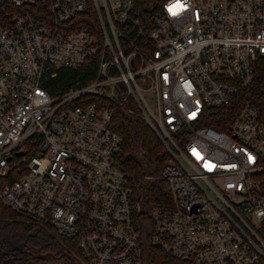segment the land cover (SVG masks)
<instances>
[{
  "label": "built area",
  "instance_id": "1",
  "mask_svg": "<svg viewBox=\"0 0 264 264\" xmlns=\"http://www.w3.org/2000/svg\"><path fill=\"white\" fill-rule=\"evenodd\" d=\"M61 68L89 82L52 95ZM116 107L167 152L147 177L171 194L150 244L191 264L264 263V0H164L149 18L139 0H0V207L87 264L144 262Z\"/></svg>",
  "mask_w": 264,
  "mask_h": 264
},
{
  "label": "trees",
  "instance_id": "2",
  "mask_svg": "<svg viewBox=\"0 0 264 264\" xmlns=\"http://www.w3.org/2000/svg\"><path fill=\"white\" fill-rule=\"evenodd\" d=\"M164 0H139L147 18ZM89 73L81 69L61 68L46 84L52 95L88 83ZM113 127L124 137L118 165L130 176L132 197L142 207L138 224L143 236V264H191L176 259L150 242V213L154 208L171 204L166 182L158 177L167 152L154 130L141 118L116 107ZM16 178H12V181ZM11 182V180H10ZM0 264H87L74 240L60 235L50 225L38 223L9 207H0ZM264 264V263H261Z\"/></svg>",
  "mask_w": 264,
  "mask_h": 264
},
{
  "label": "snow or ice",
  "instance_id": "3",
  "mask_svg": "<svg viewBox=\"0 0 264 264\" xmlns=\"http://www.w3.org/2000/svg\"><path fill=\"white\" fill-rule=\"evenodd\" d=\"M169 11H172V9H169ZM173 14H175V13H173ZM250 159H251V157H250Z\"/></svg>",
  "mask_w": 264,
  "mask_h": 264
}]
</instances>
